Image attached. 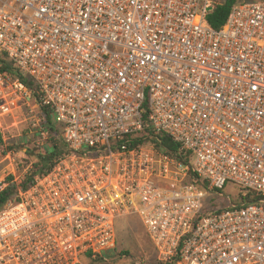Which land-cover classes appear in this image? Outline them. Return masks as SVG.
Here are the masks:
<instances>
[{"label": "built area", "instance_id": "2783aa9c", "mask_svg": "<svg viewBox=\"0 0 264 264\" xmlns=\"http://www.w3.org/2000/svg\"><path fill=\"white\" fill-rule=\"evenodd\" d=\"M214 3L0 0V56L37 86L0 70V191L28 158L18 110L33 137L51 109L68 151L0 209V264H98L131 218L158 264H264V0L220 28ZM228 183L256 199L207 201Z\"/></svg>", "mask_w": 264, "mask_h": 264}, {"label": "trees", "instance_id": "16d2710c", "mask_svg": "<svg viewBox=\"0 0 264 264\" xmlns=\"http://www.w3.org/2000/svg\"><path fill=\"white\" fill-rule=\"evenodd\" d=\"M239 1L243 0H215L212 10H210L206 15L207 22L214 28H220L226 22L228 15L232 7ZM0 70L7 71L12 76H20L22 80L26 82L31 87H37L35 83L28 77L23 76L18 73V69L15 67L14 62L9 60L5 56H0ZM39 113L45 116V124L48 128V139L49 143L47 147H42L40 144H36L35 136L29 138L30 143L33 144L32 147L28 146L27 155L29 159H26L27 164L25 171L18 179L13 175L7 178V186L0 191V209L12 198L18 195L19 191L27 190L33 186L39 177L46 175L54 166L55 161L67 154V147L63 140V128L62 126L56 124L53 120L51 109L48 107L40 105ZM144 136H148V141L156 143L157 147L165 146L175 155L179 156L181 153V146L179 143L175 142L171 137L165 134H158L157 137H151L152 131L150 128H145L143 132ZM3 138L0 132V144ZM181 156V155H180ZM256 196L252 192H248L246 196L241 195L242 202L253 201ZM117 238V247L115 249L117 255H122L123 250H119ZM110 260L108 258L99 259L98 264H107L106 262Z\"/></svg>", "mask_w": 264, "mask_h": 264}, {"label": "rangeland", "instance_id": "374dc122", "mask_svg": "<svg viewBox=\"0 0 264 264\" xmlns=\"http://www.w3.org/2000/svg\"><path fill=\"white\" fill-rule=\"evenodd\" d=\"M31 121L28 109L25 108L23 113L18 110L8 121L10 133L7 135L11 138L18 137L17 139L26 141V138L29 139L30 131L32 130ZM14 123H17V126H15ZM38 136H35V139H38L42 147H47L49 143L48 135L42 136L39 134ZM26 142L27 145L25 147L27 149L28 146H33L30 141ZM26 159H29L28 161L31 162L29 156ZM26 159H24V162L20 167V175H22L24 170L27 169L25 168L26 165L31 164L27 163ZM221 193L222 195H219L216 192L208 194L207 201H222L220 206L223 207L229 204V197L235 203L241 200L242 191L233 183H228ZM116 231L119 250H123L124 253L122 255H117L115 251L110 255V260L106 262L107 264H158L155 246L147 231L137 219L131 218L129 220H118L116 223Z\"/></svg>", "mask_w": 264, "mask_h": 264}, {"label": "water", "instance_id": "95a60500", "mask_svg": "<svg viewBox=\"0 0 264 264\" xmlns=\"http://www.w3.org/2000/svg\"><path fill=\"white\" fill-rule=\"evenodd\" d=\"M212 8L211 7H209V9L208 10H211Z\"/></svg>", "mask_w": 264, "mask_h": 264}]
</instances>
